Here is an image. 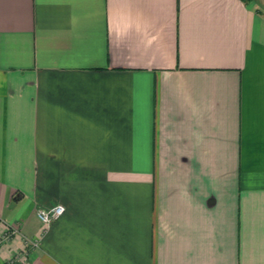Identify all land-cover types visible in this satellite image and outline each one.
<instances>
[{
	"label": "crops",
	"instance_id": "0c3cea01",
	"mask_svg": "<svg viewBox=\"0 0 264 264\" xmlns=\"http://www.w3.org/2000/svg\"><path fill=\"white\" fill-rule=\"evenodd\" d=\"M0 264H264V0H0Z\"/></svg>",
	"mask_w": 264,
	"mask_h": 264
},
{
	"label": "built area",
	"instance_id": "2783aa9c",
	"mask_svg": "<svg viewBox=\"0 0 264 264\" xmlns=\"http://www.w3.org/2000/svg\"><path fill=\"white\" fill-rule=\"evenodd\" d=\"M64 212V207L62 205H54L49 209H41L37 212V218L38 220L41 222V224L44 227H47L52 221L58 219ZM44 231L42 230L41 233H43ZM12 235H18V232L16 230V228H9L7 230V233L5 234L6 237H11ZM22 242L23 245L25 247L27 246H32V247H37L39 245L40 242V237L35 238V239H30V238H22ZM22 252H20L21 254ZM20 254H18L16 257L19 258L18 256H20Z\"/></svg>",
	"mask_w": 264,
	"mask_h": 264
}]
</instances>
